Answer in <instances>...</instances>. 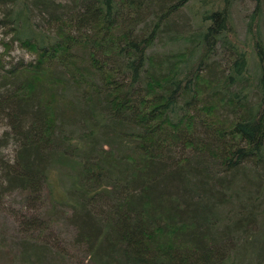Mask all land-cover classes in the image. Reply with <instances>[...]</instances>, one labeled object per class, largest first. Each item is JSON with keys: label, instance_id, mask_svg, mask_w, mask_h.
<instances>
[{"label": "trees", "instance_id": "trees-1", "mask_svg": "<svg viewBox=\"0 0 264 264\" xmlns=\"http://www.w3.org/2000/svg\"><path fill=\"white\" fill-rule=\"evenodd\" d=\"M240 1L0 0V264H264V0Z\"/></svg>", "mask_w": 264, "mask_h": 264}, {"label": "rangeland", "instance_id": "rangeland-1", "mask_svg": "<svg viewBox=\"0 0 264 264\" xmlns=\"http://www.w3.org/2000/svg\"><path fill=\"white\" fill-rule=\"evenodd\" d=\"M252 7V3L248 0H241L239 2V6L236 7L237 10L235 15L232 16L237 19H240L241 16L246 12H248ZM233 12V11H232ZM238 13V14H236ZM241 15V16H240ZM179 22L181 20L185 19L184 14H180ZM2 30H0V53L5 50H3L1 41L3 40ZM239 36H243L242 34H239ZM8 37V36H7ZM7 37L5 39H7ZM8 55L4 56L6 59L9 56H12L14 58L16 57H23L25 59L28 58V55L16 47V45L11 46L10 50L8 51ZM7 149H2V153H6ZM4 203L3 206L0 205V229L4 230V235L17 239L16 237L20 236L19 234V220H18V214L16 213L19 209L23 208L21 205V198L20 195L16 192H12L10 195L5 196L3 199ZM45 208V205H44ZM26 213V212H25ZM24 213V214H25ZM54 214V213H53ZM51 211L47 212V215H53ZM53 217H57V215H54ZM51 236L57 237L61 242L63 243H70V229L67 223L64 222V219L61 217H57L56 220L52 219L48 225V228L45 230V240H47L49 243H52Z\"/></svg>", "mask_w": 264, "mask_h": 264}]
</instances>
